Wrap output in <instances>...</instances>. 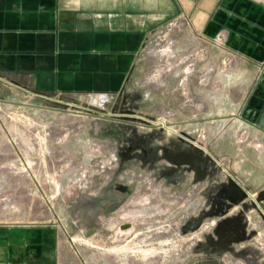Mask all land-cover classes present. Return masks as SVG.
Instances as JSON below:
<instances>
[{"label":"rangeland","instance_id":"rangeland-1","mask_svg":"<svg viewBox=\"0 0 264 264\" xmlns=\"http://www.w3.org/2000/svg\"><path fill=\"white\" fill-rule=\"evenodd\" d=\"M236 27L165 21L110 93L41 89L28 60L3 61L0 222L56 225L58 264H264V188L239 173L264 134L234 112Z\"/></svg>","mask_w":264,"mask_h":264},{"label":"crops","instance_id":"crops-1","mask_svg":"<svg viewBox=\"0 0 264 264\" xmlns=\"http://www.w3.org/2000/svg\"><path fill=\"white\" fill-rule=\"evenodd\" d=\"M179 16L206 37L237 25L245 79L234 112L264 134V6L251 0H0V51H14L0 53V65L28 60L41 89L110 93L128 80L146 36ZM239 163L264 188V156L247 152ZM57 235L48 223L0 222V264H58Z\"/></svg>","mask_w":264,"mask_h":264},{"label":"built area","instance_id":"built-area-1","mask_svg":"<svg viewBox=\"0 0 264 264\" xmlns=\"http://www.w3.org/2000/svg\"><path fill=\"white\" fill-rule=\"evenodd\" d=\"M178 21H180V24L184 25L185 28L189 25V21L184 16H179Z\"/></svg>","mask_w":264,"mask_h":264},{"label":"water","instance_id":"water-1","mask_svg":"<svg viewBox=\"0 0 264 264\" xmlns=\"http://www.w3.org/2000/svg\"><path fill=\"white\" fill-rule=\"evenodd\" d=\"M241 192H242V191H241ZM245 194H246L245 192H242V195H243V196H245Z\"/></svg>","mask_w":264,"mask_h":264}]
</instances>
